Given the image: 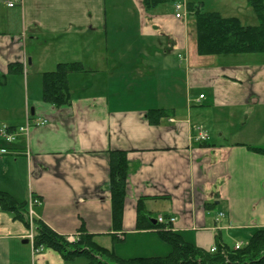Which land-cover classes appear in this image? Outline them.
I'll return each mask as SVG.
<instances>
[{"label": "crops", "instance_id": "0c3cea01", "mask_svg": "<svg viewBox=\"0 0 264 264\" xmlns=\"http://www.w3.org/2000/svg\"><path fill=\"white\" fill-rule=\"evenodd\" d=\"M104 1L99 12L98 0H0V74L12 63L24 69L4 86L19 84L21 97L11 86L0 111V146L10 152L0 159V191L26 204L31 227L0 210V264H68L51 249L34 255V219L68 240L82 227L97 241L109 237L101 246L121 258L136 256L126 255L128 243L158 238L151 257L168 256L156 231L137 229L139 203L150 222L176 218L170 228L205 251L235 249L264 228V156L249 149L264 148V54L201 56L193 13L176 17L177 3H194L241 18L240 0L153 10L143 0ZM250 18L243 24L256 25ZM74 62L84 71L69 76L71 104L44 103L42 75ZM150 110L170 117L152 125ZM28 120V134L7 144L4 130ZM196 127L206 141L195 140ZM114 151L129 162L120 230L109 191Z\"/></svg>", "mask_w": 264, "mask_h": 264}, {"label": "trees", "instance_id": "16d2710c", "mask_svg": "<svg viewBox=\"0 0 264 264\" xmlns=\"http://www.w3.org/2000/svg\"><path fill=\"white\" fill-rule=\"evenodd\" d=\"M179 0H143L146 10L173 4ZM256 19V25H244L238 17H225L219 12L205 11L201 5L190 3L187 10L193 13L196 23L197 47L201 56H231L264 54V0H247ZM23 65L12 63L6 74H0V91L7 84L9 75L23 73ZM81 63H60L56 69L42 75V100L56 107L69 106L72 102L69 76L82 73ZM166 110H150L147 119L150 124L158 125L163 119L170 117ZM15 128H8L12 131ZM264 156V148H249ZM109 191L112 202L113 229L120 230L123 220L129 162L127 153L114 151L110 155ZM0 206L14 214V217L25 223L27 217L25 203H19L11 195L0 191ZM34 244L57 252L66 263L85 259V264H264V228L258 229L245 245L239 249H231L218 243L216 251H205L186 242L183 237L170 227L150 222L147 214L138 205L137 229L154 230L169 246L171 253L165 257H147L125 259L119 257L112 249L99 245L94 236L85 228L80 229L79 238L70 242L48 227L45 223L34 219ZM117 239V238H116Z\"/></svg>", "mask_w": 264, "mask_h": 264}, {"label": "rangeland", "instance_id": "374dc122", "mask_svg": "<svg viewBox=\"0 0 264 264\" xmlns=\"http://www.w3.org/2000/svg\"><path fill=\"white\" fill-rule=\"evenodd\" d=\"M191 1H196V0H191ZM214 1V2H213ZM222 2V0H209V7H219L218 4H220ZM109 4H110V0H109ZM236 4V0L235 3H233V5L235 6ZM105 6V1L104 0H98L97 2V7L99 9V12H101V9L104 8ZM170 6V5H169ZM235 7H233L232 9H234ZM212 9V8H209ZM236 9H239V11L236 13L237 15H239V17H241V21L245 24H250L253 23V21H251L252 17L253 19L256 18L254 13H252L251 11V7L249 6L247 0H240L236 6ZM120 14V13H119ZM234 15L232 12H225V16H231ZM250 15V16H249ZM101 15L99 14V17ZM235 16V15H234ZM257 23V20H255ZM131 22H133L131 20ZM11 82V81H10ZM8 83V85L6 87H3L0 91V111L1 113H3L4 111L6 112L9 108L8 105L10 104L9 101V97H10V88H11V84L12 83ZM13 90L11 91L12 93V98H16L17 102H19L20 99V85L19 84H14V86H12ZM8 112V111H7ZM0 116L2 117V115L0 114ZM1 121H0V127H1ZM5 158V157H4ZM148 238V237H147ZM143 238L140 239L139 242L138 240H135V243H128L125 247V249L127 250L125 253L126 255H136V256H128L125 259H132V258H147V257H151L153 255L154 249H157L158 246L156 245L157 240H159L158 238ZM95 241L98 244H109V246L111 245V241L110 238H101L98 241L95 239ZM235 241V240H234ZM160 242V241H158ZM164 243V242H163ZM166 244V243H164ZM166 246H168L169 251H172L171 246H169V244H166ZM130 257V258H129ZM86 260L85 259H80L78 262H75V264H85ZM70 264V263H68Z\"/></svg>", "mask_w": 264, "mask_h": 264}, {"label": "built area", "instance_id": "2783aa9c", "mask_svg": "<svg viewBox=\"0 0 264 264\" xmlns=\"http://www.w3.org/2000/svg\"><path fill=\"white\" fill-rule=\"evenodd\" d=\"M21 2H22V0H8V6L14 7L17 4H20ZM176 9L178 11V14L176 15V17L177 18H181V11L186 9V4L178 3L176 5ZM202 98H204L203 95L200 96V99H202ZM45 124H46V122L39 123V125H45ZM29 128H30V121L28 120L24 126H21V127L17 128V129H15L14 131L10 132L7 129L4 130L3 137H4L5 142L7 144H10V143H13L20 135H22V134H26L27 135L28 132H29ZM195 132H196V136H195V140L196 141L204 142V141L207 140L208 135H207V132L204 130V128L196 127L195 128ZM9 153L10 152H9L8 148L0 146V159L3 158L4 156L8 155ZM38 203H39V200L36 199V198H32L31 201H30V217L31 218L33 216L32 206H34L35 204H38ZM0 210H1V206H0ZM175 221H176V218L171 217V216L161 215V216H159L157 218V223L163 224V225H165L167 227L173 225V223ZM29 238H30V240L32 242H34L33 233L30 235ZM69 241L74 242L75 239L72 238ZM241 246H242V244H238L236 246V248L239 249ZM33 250H34L33 253L36 256L37 254H40L43 249L34 247ZM211 251L212 252L216 251V248H213Z\"/></svg>", "mask_w": 264, "mask_h": 264}]
</instances>
